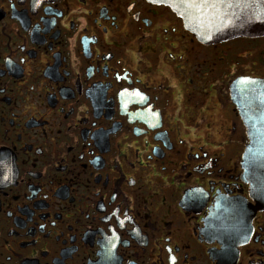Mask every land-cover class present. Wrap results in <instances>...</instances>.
<instances>
[{"label": "flooded vegetation", "instance_id": "af4514ba", "mask_svg": "<svg viewBox=\"0 0 264 264\" xmlns=\"http://www.w3.org/2000/svg\"><path fill=\"white\" fill-rule=\"evenodd\" d=\"M243 78L264 36L204 43L151 0H0V264H264Z\"/></svg>", "mask_w": 264, "mask_h": 264}, {"label": "water", "instance_id": "95a60500", "mask_svg": "<svg viewBox=\"0 0 264 264\" xmlns=\"http://www.w3.org/2000/svg\"><path fill=\"white\" fill-rule=\"evenodd\" d=\"M169 6L185 27L204 43L239 37L264 36V0H151ZM231 96L243 121H261L264 129V80L243 78L234 82ZM260 152L263 157H257ZM244 179L257 206L264 205V139L244 154Z\"/></svg>", "mask_w": 264, "mask_h": 264}]
</instances>
